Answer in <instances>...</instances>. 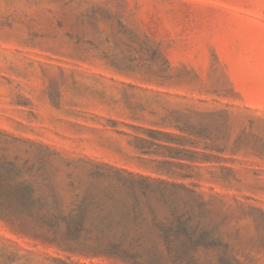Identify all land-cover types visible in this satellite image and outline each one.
I'll use <instances>...</instances> for the list:
<instances>
[{"label":"rangeland","instance_id":"rangeland-1","mask_svg":"<svg viewBox=\"0 0 264 264\" xmlns=\"http://www.w3.org/2000/svg\"><path fill=\"white\" fill-rule=\"evenodd\" d=\"M6 168L65 205L96 169L185 185L215 240L199 255L264 264V0H0ZM19 223L0 213V264H128Z\"/></svg>","mask_w":264,"mask_h":264},{"label":"trees","instance_id":"trees-1","mask_svg":"<svg viewBox=\"0 0 264 264\" xmlns=\"http://www.w3.org/2000/svg\"><path fill=\"white\" fill-rule=\"evenodd\" d=\"M6 169L0 176V213L20 221L19 232L85 257L128 264H161L165 258L172 264H210L199 255L215 241L202 225L205 202L185 185L96 169L80 187L68 183L72 194L65 205L59 191L44 179L34 187L20 169ZM46 259L51 264H77L70 256ZM217 260L230 264L235 258L224 250Z\"/></svg>","mask_w":264,"mask_h":264}]
</instances>
